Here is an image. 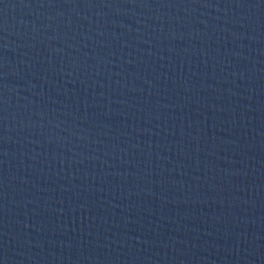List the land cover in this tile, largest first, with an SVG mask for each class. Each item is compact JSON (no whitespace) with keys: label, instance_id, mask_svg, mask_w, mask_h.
Returning <instances> with one entry per match:
<instances>
[{"label":"water","instance_id":"95a60500","mask_svg":"<svg viewBox=\"0 0 264 264\" xmlns=\"http://www.w3.org/2000/svg\"><path fill=\"white\" fill-rule=\"evenodd\" d=\"M264 232V0H0V264H234Z\"/></svg>","mask_w":264,"mask_h":264}]
</instances>
